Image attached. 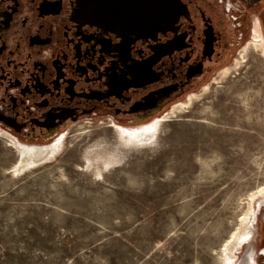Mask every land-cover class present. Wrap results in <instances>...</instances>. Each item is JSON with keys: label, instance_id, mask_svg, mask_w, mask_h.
I'll return each instance as SVG.
<instances>
[{"label": "rangeland", "instance_id": "obj_1", "mask_svg": "<svg viewBox=\"0 0 264 264\" xmlns=\"http://www.w3.org/2000/svg\"><path fill=\"white\" fill-rule=\"evenodd\" d=\"M253 25L234 57L161 119L79 122L22 170L0 135V264H236L249 246L256 261L264 33ZM235 233L246 240L228 246Z\"/></svg>", "mask_w": 264, "mask_h": 264}, {"label": "flooded vegetation", "instance_id": "obj_2", "mask_svg": "<svg viewBox=\"0 0 264 264\" xmlns=\"http://www.w3.org/2000/svg\"><path fill=\"white\" fill-rule=\"evenodd\" d=\"M256 21L264 0H0V131L41 145L83 121L161 119Z\"/></svg>", "mask_w": 264, "mask_h": 264}, {"label": "bare ground", "instance_id": "obj_3", "mask_svg": "<svg viewBox=\"0 0 264 264\" xmlns=\"http://www.w3.org/2000/svg\"><path fill=\"white\" fill-rule=\"evenodd\" d=\"M149 128H143L141 130V134L144 136V139L148 137H150L149 135H152V132L149 131ZM1 134L8 136V138H10V142L15 146L18 147V151L20 154V159L17 165V170H22L25 168H29L33 165H36L37 163H40L41 161L45 160L47 158V156L49 157L51 154H53L60 145V142H54V143H48V144H41V145H31V144H26V143H22L19 140L15 139L14 137H12L11 135L0 131ZM11 144V145H12ZM260 193L264 192V186H262L259 190ZM246 240V235H242L241 237L235 233L233 236V239H231L228 242V246L235 244L236 242L239 241H245ZM251 248V247H250ZM250 254H251V250H249ZM240 260V259H239ZM238 261L236 264H238ZM240 264H246V259L243 257L241 258V262ZM248 264H250L249 262V258H248Z\"/></svg>", "mask_w": 264, "mask_h": 264}, {"label": "water", "instance_id": "obj_4", "mask_svg": "<svg viewBox=\"0 0 264 264\" xmlns=\"http://www.w3.org/2000/svg\"><path fill=\"white\" fill-rule=\"evenodd\" d=\"M12 137H14L15 139H16V136L14 135V134H12V133H9ZM0 135L2 136V137H4L5 139H7L8 140V143L11 145V142H10V138H8V136H6V135H3V134H1L0 133ZM15 149H18V147H14ZM18 153H19V151H17ZM247 253V252H246ZM245 253V254H246ZM244 256V255H243ZM243 258V257H242ZM251 258H252V260H251V264H256V261L254 260V258L251 256ZM240 262H241V259H240V261L238 262V264H240Z\"/></svg>", "mask_w": 264, "mask_h": 264}]
</instances>
